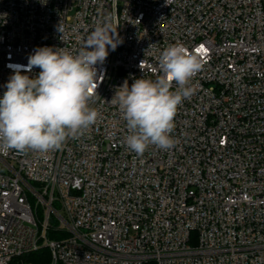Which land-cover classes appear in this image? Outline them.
<instances>
[{
    "label": "built area",
    "instance_id": "2783aa9c",
    "mask_svg": "<svg viewBox=\"0 0 264 264\" xmlns=\"http://www.w3.org/2000/svg\"><path fill=\"white\" fill-rule=\"evenodd\" d=\"M109 15L123 43L97 65V122L46 155L0 153V264L41 245L49 264H264V0H0V97L10 65L75 54ZM177 42L201 60L194 93L174 147L137 155L111 100Z\"/></svg>",
    "mask_w": 264,
    "mask_h": 264
},
{
    "label": "clouds",
    "instance_id": "9594fccd",
    "mask_svg": "<svg viewBox=\"0 0 264 264\" xmlns=\"http://www.w3.org/2000/svg\"><path fill=\"white\" fill-rule=\"evenodd\" d=\"M117 28L109 15L96 21L75 54L64 47H37L27 66L10 65L14 74L0 97V153L46 155L97 122L100 114L90 106L104 79L97 65L105 63L109 49L115 51L123 43ZM57 31L63 34L61 23ZM158 63L162 74L155 80L142 77L129 86L125 79L111 100L126 121L125 144L137 155L150 146L165 151L174 147L175 116L193 95L192 80L202 66L198 54L179 42L167 46ZM37 67L40 71L34 78L22 74Z\"/></svg>",
    "mask_w": 264,
    "mask_h": 264
},
{
    "label": "trees",
    "instance_id": "16d2710c",
    "mask_svg": "<svg viewBox=\"0 0 264 264\" xmlns=\"http://www.w3.org/2000/svg\"><path fill=\"white\" fill-rule=\"evenodd\" d=\"M56 220L54 219L53 222ZM67 232L64 229H52L51 226L47 228V236L53 239H59L66 236ZM42 244V243H41ZM51 260V251L49 247L41 245L38 249L28 252L22 256L13 259L11 264H21L22 261H26L33 264H49ZM21 262V263H20ZM146 264H155L153 261H149Z\"/></svg>",
    "mask_w": 264,
    "mask_h": 264
},
{
    "label": "rangeland",
    "instance_id": "374dc122",
    "mask_svg": "<svg viewBox=\"0 0 264 264\" xmlns=\"http://www.w3.org/2000/svg\"><path fill=\"white\" fill-rule=\"evenodd\" d=\"M0 164H1V162H0ZM20 263H21V262H20ZM25 264H33V263H29V262H26V261H25Z\"/></svg>",
    "mask_w": 264,
    "mask_h": 264
},
{
    "label": "snow or ice",
    "instance_id": "6c2138e0",
    "mask_svg": "<svg viewBox=\"0 0 264 264\" xmlns=\"http://www.w3.org/2000/svg\"><path fill=\"white\" fill-rule=\"evenodd\" d=\"M197 51H199V50H197Z\"/></svg>",
    "mask_w": 264,
    "mask_h": 264
}]
</instances>
